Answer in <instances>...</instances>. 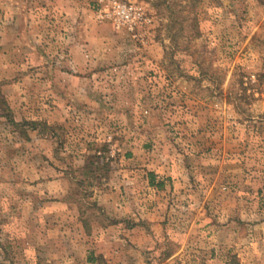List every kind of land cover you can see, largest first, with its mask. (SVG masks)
I'll use <instances>...</instances> for the list:
<instances>
[{
    "label": "rangeland",
    "instance_id": "obj_1",
    "mask_svg": "<svg viewBox=\"0 0 264 264\" xmlns=\"http://www.w3.org/2000/svg\"><path fill=\"white\" fill-rule=\"evenodd\" d=\"M123 1L0 0V264H264V0Z\"/></svg>",
    "mask_w": 264,
    "mask_h": 264
},
{
    "label": "built area",
    "instance_id": "obj_2",
    "mask_svg": "<svg viewBox=\"0 0 264 264\" xmlns=\"http://www.w3.org/2000/svg\"><path fill=\"white\" fill-rule=\"evenodd\" d=\"M98 20H109L114 28L124 29L136 40H143L153 24L152 16L140 3H132L123 0H109L99 3L96 11Z\"/></svg>",
    "mask_w": 264,
    "mask_h": 264
},
{
    "label": "trees",
    "instance_id": "obj_3",
    "mask_svg": "<svg viewBox=\"0 0 264 264\" xmlns=\"http://www.w3.org/2000/svg\"><path fill=\"white\" fill-rule=\"evenodd\" d=\"M0 108L4 111L5 115L8 117L9 112L7 110L5 102L1 99V97H0ZM9 121L13 125H15L17 127H20V133H21V135H23V137H25V140H27V135L25 134V132L23 130H21V126L24 125V124H28L29 126H31L32 129H35V125H36L35 122H23V123L19 124V123L13 122L11 119H9ZM89 260L90 261H96V259H94L93 257L89 258Z\"/></svg>",
    "mask_w": 264,
    "mask_h": 264
}]
</instances>
